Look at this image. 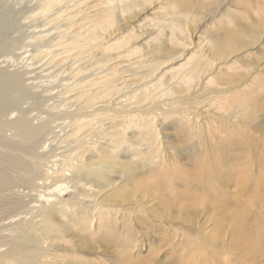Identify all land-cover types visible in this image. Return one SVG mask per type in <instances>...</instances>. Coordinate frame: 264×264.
<instances>
[{
    "label": "rangeland",
    "instance_id": "obj_1",
    "mask_svg": "<svg viewBox=\"0 0 264 264\" xmlns=\"http://www.w3.org/2000/svg\"><path fill=\"white\" fill-rule=\"evenodd\" d=\"M7 1L36 94L15 103L57 171L15 191L31 208L78 179L98 212L0 206V264H264L240 237L264 224V0Z\"/></svg>",
    "mask_w": 264,
    "mask_h": 264
},
{
    "label": "bare ground",
    "instance_id": "obj_2",
    "mask_svg": "<svg viewBox=\"0 0 264 264\" xmlns=\"http://www.w3.org/2000/svg\"><path fill=\"white\" fill-rule=\"evenodd\" d=\"M16 2L18 1L10 0L3 4L6 5L8 3L7 5H13ZM12 10L10 7L8 9L1 7L0 9V58L5 57V59H7L4 61L2 60L0 63V206H3L8 210H21L24 214L31 212L32 209H34L35 214L40 216L39 221H44L47 227H52L53 225L52 216L69 213V210H74V212L77 211V218L89 221L90 218H93L98 212V210L94 208L97 204L95 201L90 200V197L97 195V185L95 186L93 184L85 188V185H80L82 184L81 182L84 181L70 178L72 181L69 182H73L71 187L68 186V184L57 186L54 190H57V194L41 196L42 201L39 202L40 204L31 208H25L26 205L22 201V195L20 196L19 191H15L16 189L24 188L36 189L38 188V184L35 185V182H42L46 177L50 176L57 178V171L55 172V168L52 166H46L47 163L49 164V162H47L46 153V149L49 145L45 148V143H48V139L45 141V137L50 134L51 128L49 127V122L41 120L35 121V119L28 118L27 110L22 109L15 103V98L32 100V98L35 99L36 94H31V84H25L28 79H24V73L18 72L19 70L17 71L16 69H11L15 66V58L18 56V53H16V50L18 49H16L15 44V41L17 42V40H15L13 35H10L11 33H7L9 27L8 23L11 22L13 18ZM13 33L15 32L13 31ZM208 60L209 59L205 61V68L210 65ZM3 62L4 64H2ZM202 62L203 61H200L199 63L197 62L198 64L191 69L190 74L187 76L188 83L192 82L194 78H200L204 72L206 74L208 69H203L204 64H202ZM9 68L11 70H9ZM208 82L211 83V81ZM187 104L189 106V103ZM43 147L45 150L40 151ZM66 167L69 168L71 172L76 171L72 166L67 165ZM70 188H72V191L70 192V197L72 198L63 200L62 197H60L61 193L68 191ZM51 197H53V199H50ZM81 197L82 199H80ZM99 211V213H102L101 210ZM46 220L49 222H46ZM12 222L7 226L10 224L13 225L14 223ZM20 223L21 222H17L14 225ZM11 234V244H20L17 242V235L15 233ZM254 234L255 237L253 241L247 233L240 235V237H243L244 239L246 238L245 241H247V243L251 242V246H253L252 251L250 250L249 252L258 255L263 248L262 246H259V244L264 242V224L260 225ZM29 241L33 244L37 243V240ZM1 242L5 243L7 240L3 237L1 238ZM34 249L36 250V247ZM39 254L41 253L39 252ZM2 256L3 254H0V258H2ZM28 259L33 260L29 257ZM6 262L11 264L8 260H6ZM18 262L23 263L21 259L18 260ZM25 263L30 264L29 261L28 263L25 261ZM198 264H200V262Z\"/></svg>",
    "mask_w": 264,
    "mask_h": 264
}]
</instances>
